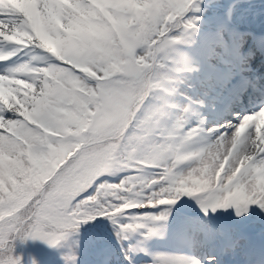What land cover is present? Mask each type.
<instances>
[{
    "label": "rangeland",
    "instance_id": "1",
    "mask_svg": "<svg viewBox=\"0 0 264 264\" xmlns=\"http://www.w3.org/2000/svg\"><path fill=\"white\" fill-rule=\"evenodd\" d=\"M65 1L62 13H60V5H57L54 9L47 7L44 11L36 9L34 12L31 4L32 0H13L12 4L9 1V3H5V8L0 10L3 13L15 10L23 14L22 18L18 22L13 23L11 27L7 20H0V57H17L19 59L16 58V60H22L16 65L0 68V90L3 93V96L1 94L3 99L0 102V249L4 247L5 238L15 239L17 242L20 241L25 230L23 225L32 216L30 215L28 219L24 217L27 205L40 201L41 218L50 221L51 224L55 223L61 218L58 209L63 202L75 200L70 202L68 207V209L74 210H80L103 202L104 196L98 189L91 191L93 197L90 199L85 198L84 194L88 192L87 188L90 178L94 172L95 174L97 173L103 164L105 165L100 174L108 172L109 168H113V165L122 164L114 159L120 134H116L117 130L114 129L111 134L98 130L96 138L99 141L103 140V135L106 137L111 136L106 143L107 146L103 149L105 157L101 155L87 157L85 151L77 149L80 157L73 158L68 163L60 162L59 160L56 164L57 168H55L56 174L53 171L55 177L52 178V183L46 187L45 185L41 187V191L37 187V193H34L35 201L30 199L33 195L30 183H21L20 169L24 171L27 169L28 155L30 154L26 143L29 142L37 154L46 153V149L41 147L36 139L32 138L30 124L24 120V115L34 119L36 117L35 113L42 110L44 98L55 99L56 97L64 96L61 92L68 90L69 87L65 88V85L62 84L63 87L57 90L55 86V81L67 83L64 78L65 69L60 67L56 60L70 59L83 63L84 59H77L82 51L75 48L74 40L78 41L83 35L93 31L97 33L101 30L103 33H108L106 26L116 24L115 16L118 13L115 12L117 11L115 3L119 7V4L125 0H97L98 2L93 3H89L92 0ZM128 1L130 2L132 13L139 21H143V18H146V14L151 19H157L153 14L154 11L147 8V4L150 3L149 0ZM239 3H246V1L203 0V3L200 4V12H190L188 14L189 16L197 15L202 19L201 25H198L199 31L196 32V39L207 40L206 35L200 29H207L208 27L206 26L211 27L209 22L214 19L211 18L212 14L210 12H215L221 8L220 11L225 10L228 13L229 20L234 22L237 12L232 11V9L236 5L241 11L242 8L239 7ZM123 7H128L130 17H132L129 3H124ZM94 18L99 19L100 23L95 22ZM30 21L33 22L34 27L28 30L27 23H30ZM142 27L145 28V25L142 24ZM124 28L121 27V39L123 41L129 39L125 44L128 48L138 47L137 55L139 58H137L136 63L129 60L131 63H125L119 70L110 69L106 72L109 76L113 72L116 75L119 74L118 77L114 76L115 79H105L90 84L101 87L103 99L100 105H103V108L91 118L94 125L100 124L101 127L103 124L107 125L110 123L116 128L118 121H120V124L122 123L123 119L120 115L123 116L124 111L121 105L128 103L131 96L138 94L142 88L140 84H135L133 81L139 76V72L135 70L144 71L143 67L148 70L149 67H153L155 64L153 63L156 58L153 55L155 51L144 45L135 46L132 33H129ZM241 36L242 33H239L233 41H228L229 37H227V47L221 52L218 58L219 62L216 59L212 61L211 58L202 61L198 51L196 55L190 56V48L187 42L181 45L176 44L175 46L170 42L167 45V48L171 51L170 55L175 61L168 59V57L167 60L175 69H186L187 71L191 68L195 69L194 71L200 75L198 79L196 77L194 79H196L195 82L199 88L203 89V91H199L201 92L199 97L207 99V104L201 108L191 109L190 112L173 110L174 113H172L170 118H168V115L161 118L163 121H169L167 119L178 120L177 126H174L179 129L175 132V140L171 147L167 149L168 153L163 154L161 157L152 155L146 160V164L143 162L136 174H130L129 172L125 174L119 173V176L115 179V184L119 187V199L121 201L124 200L122 199L123 194L129 195L131 193L136 195L135 197L138 199L135 204L155 202L161 198L183 200L187 197H195L193 203L190 199L184 201L185 210L188 213L193 211L194 214L200 216L196 221L194 220V223H190L189 231H191L185 235L180 229H173L172 225L174 223L170 224L169 221L171 220L170 210L173 207L175 208L174 205L159 206L156 209L147 211L152 215L166 212L168 214L167 220L153 223V226L159 229V233L154 235L158 240L148 244L149 249L144 250V255L141 251H133L134 255L132 256L129 254L131 249L127 245L122 246L121 244L117 246L115 253L104 255L97 253L93 247L97 242H93L92 238L86 235V231L80 227L77 234H73L60 245L65 247L67 256L72 257L68 260L71 262L69 264H153L156 256L198 260L201 264L207 262V257L217 259L221 256V258H227L231 262L234 258H237L240 264H264V212L257 207H253L247 215L238 218L233 209L224 210L222 211L223 213H220L221 209H217L214 213L219 215V218H225L223 216L227 214L229 219H238L244 223L258 222L263 228V232L255 233L254 227H244L245 232H242L243 236L238 240L224 242L218 240L210 244L207 242L209 240L207 237L209 232L207 222L203 218L205 213L201 208L200 200L197 202L196 199L197 196H200L198 194L199 191L202 190L203 193L211 192L216 201H227L229 206L264 202V157H256L254 161L253 145L256 139L255 132H250L247 150L237 162H233L234 152L231 153V150L235 149L238 144L237 134L239 132L237 128L228 132L229 136H227L230 138L225 143H223L222 135L215 133L218 127H223V124L220 123L219 116L221 112L219 110L221 103L226 101L227 97L226 94H223L224 86L220 82L224 81L225 76L233 73L232 67L229 66L231 62L229 64L222 63V61L226 62L227 60L222 54L225 52L227 56H231L232 54L241 53ZM6 38H9L8 41L5 40ZM185 38L187 39V37ZM36 40L41 41L49 50H54V43L57 42L60 44L61 51L55 52L53 58L44 56V54L37 52L33 48L32 44ZM188 40L191 43L194 42L192 39L188 38ZM152 41L150 38L147 39L149 43H152ZM167 48L163 52L164 56L168 55ZM177 49L180 53L179 55L176 53ZM105 50L113 57H117L118 52H110L109 48H105ZM22 51L24 52L21 53ZM89 56L91 57L92 55ZM83 57L85 56L83 55ZM133 65H136V68ZM94 69L98 71V68ZM97 74L100 76L101 72L99 71ZM123 74L128 75L124 84L121 82ZM82 76L83 74H79L77 80L82 81ZM86 83L88 82L86 81ZM81 87L82 85L79 82H73L67 94L74 99L79 98L80 95L88 94ZM106 92L109 97L107 100L105 99ZM203 92L208 97L205 98L206 95L202 96ZM180 95H183V93L179 94L180 99L183 100ZM176 104L179 108L184 107V103L179 100L176 101L175 106ZM146 105L148 104L146 103ZM49 109L54 112L57 110L56 108ZM152 110L157 115H163L165 112L156 107H152ZM116 115L120 117L116 118ZM111 116L114 117L112 121ZM49 131H53V129L50 128ZM52 136L57 137L54 134ZM232 140L233 142L230 143ZM108 144L115 145V147L110 149ZM57 146L64 147L63 143H59ZM153 152L159 153L160 148ZM53 154L55 157V153ZM140 159L144 158L134 157L135 161ZM62 164L63 166H61ZM158 164H160V167L157 166ZM239 168H242L243 171L238 176H235ZM58 177L61 178V184H57L54 187L55 183H59V181L56 182ZM13 178H16L15 182H18L20 186L22 185V188L13 189L12 184L7 181V179L13 180ZM2 182L3 185H1ZM46 188L51 190L47 192L45 191ZM110 189L112 188H109L108 191H111ZM188 192L194 195H185ZM77 196L82 197V199L77 201ZM142 200L143 202H141ZM110 201L114 204L117 203L116 200ZM122 203V205H125L127 202ZM209 213H213L210 208L208 209ZM36 216L33 220L41 222L40 216ZM180 220L181 222L189 221L185 217H181ZM176 222L179 223V227H186L182 223ZM16 225L20 226L19 229H17ZM194 227L195 230H192ZM200 227H205V230L201 231L200 229L202 228ZM40 230L43 231V228ZM44 234L48 235V233ZM137 234L143 235V233ZM180 238L185 239L186 244L182 243ZM189 240L194 241L200 249H203V259L186 255L185 251L182 250L185 246H189L187 245ZM137 241L142 242V238L137 239ZM137 241L134 239L133 243L138 244ZM256 245L263 246L257 248ZM19 246L20 244L16 246V255L18 256ZM47 248L48 246L40 241H31L29 252L32 257L34 253ZM208 254L210 255L208 256ZM0 257H3L2 251H0Z\"/></svg>",
    "mask_w": 264,
    "mask_h": 264
},
{
    "label": "snow or ice",
    "instance_id": "2",
    "mask_svg": "<svg viewBox=\"0 0 264 264\" xmlns=\"http://www.w3.org/2000/svg\"><path fill=\"white\" fill-rule=\"evenodd\" d=\"M203 0H178L177 3L168 7L167 11L172 17L171 26L168 27V32L172 34V43L181 45L186 43L185 37H192L199 31L198 25L201 17L197 15L189 16L190 12H200V4ZM23 14L18 11L7 13L0 12V20H7L9 26L18 22ZM173 33H176L173 35ZM176 53L179 55L178 49ZM195 69L189 68L188 71ZM158 104L162 111H166L169 107H173L164 96L158 98ZM185 195H194L191 192ZM82 197H77V201ZM201 208L205 215L208 214V209L214 213L217 209H233L235 215L239 218L248 214L253 207L259 208L264 212V202H253L245 204H236L229 206L227 201H216L211 192L200 194ZM176 198H161L155 202L136 203L131 208L125 209L120 204H114L109 201L107 204L100 202L93 206H88L80 210L67 209L61 214V218L52 224H42L39 220L28 219L23 225L25 229H35L28 236H21L19 242L15 239L5 238L4 247L0 249L3 252V257H0V264H25L22 256L16 255L17 244H25L28 241H40L50 248H57L73 234H77L82 224L89 223L97 217L107 218L117 228L119 236L127 240L130 235L143 233L145 238H150L159 233V229L153 226L154 222L167 220L168 214L161 212L159 215H152L147 210L156 209L159 206L174 205L177 203ZM126 213H133L126 215ZM121 218L127 220V223H122ZM152 222V223H150ZM19 229V225H16ZM43 228V231L40 229ZM44 233H48L45 235ZM11 245V247H9ZM29 264H37L35 258H31ZM153 264H201L198 260L173 259L163 256L154 257ZM209 264H212L211 258Z\"/></svg>",
    "mask_w": 264,
    "mask_h": 264
},
{
    "label": "trees",
    "instance_id": "3",
    "mask_svg": "<svg viewBox=\"0 0 264 264\" xmlns=\"http://www.w3.org/2000/svg\"><path fill=\"white\" fill-rule=\"evenodd\" d=\"M151 70H154L155 73H153V77H151V75L149 77L152 78V81H154V78L156 77L158 71L156 70V67L155 69L151 68ZM92 94H93V91L91 92V96ZM94 98H96L95 103L93 104L91 102L93 104L92 109H86L85 106H82L81 108L80 105L77 104L76 99H73L76 103L74 102L72 103L71 100L66 99V102L62 104L59 103L58 105L50 107V108H56L57 109L55 111L56 113L50 110L51 115L45 112H43L42 115H36V118H38L37 120L39 124L41 125V127L47 130L52 128L55 133L59 134V136L54 137L52 135L45 134L41 130H38V129H34L32 131V134H31L32 138L36 139L40 143V146L46 149V153H42L41 155H39L37 154L36 151L33 152V160L31 159V162L27 166V169L25 171L20 169L19 175H21V178H20L21 183L23 184V182H29L30 183L29 185L33 189V195L30 198L31 200L33 199V201H35L34 193L35 194L37 193L38 188H40V191H41V187H43L44 185L46 187L50 185V183H52L51 180L53 177H55V174H56L55 168H57L56 164L59 160L60 162H63L64 158L68 157L66 161V163H68L73 158L76 159V157H80L79 151H77V147L79 145L84 146L81 148V150H84V148L87 147L86 149L89 152V156L92 155L93 157H95L96 155H101L105 157L103 155V149L107 145L106 144L98 145L97 144L98 142L94 143L95 141H99L96 138L98 130H101L103 132L106 131L109 134L112 133L113 129L121 130L124 122L127 119L128 112L124 114L123 116H121V118L123 119L122 123L120 124V121H118V123L116 124V128H114L113 125L110 123L107 125L103 124L102 127L100 126V124L94 125V122L91 121V118L94 116L93 113L95 111L96 106H100L99 104H96L97 101H100L99 97L94 96ZM92 99H89V100H92ZM78 101H80V99ZM91 110H94V111H91ZM98 112L99 110L96 112V114ZM68 134L71 135V137H68ZM105 138L106 136L103 135L102 139L104 140ZM59 143H63L64 147L62 148L58 147L57 145ZM125 145L128 148L125 150L126 152L121 150V149H124ZM125 145L119 148L117 147L116 157H114V159L122 160L121 156H124L123 160L128 161L129 158L135 153L142 152V150L137 152V149H135V144L132 142H127ZM108 146L110 149L115 147V145H110V144H108ZM52 152L55 153L56 158L53 156L54 154ZM50 156L54 158L52 159ZM61 166H63V164ZM53 171L55 174L53 173ZM99 174L100 173L96 175L98 183L103 179V176L98 177ZM10 181L15 190H17L18 188H22V185L20 186L18 182H15L16 178H13V180H10ZM57 181H59V183H55L54 187L57 184L59 185L61 184V178L58 177L56 182ZM50 190L51 189H48V188L45 189V191L47 192ZM104 195L107 199L117 200L116 204H120V206L124 207L126 210L131 208V204H132L131 201L133 200V195L131 194L126 197L125 201H120L119 199L120 192L118 188H114L112 191L105 192ZM187 199L195 200V197L192 196V197H188L183 200L182 199L177 200V203L175 204V208L173 207L171 211H173V213L177 215L179 213L180 208L183 206L184 201ZM40 200L42 201V199ZM118 201L127 202L126 204L128 205L126 204L122 205L123 203H119ZM68 202L69 200L61 204V206L58 209L60 211V214H62L65 210H67ZM37 208L40 209V201L34 204L27 205L26 211L24 213V217H29L30 215H32L30 219H34L35 215L38 214L37 216H40L41 222L46 223V224L48 223L51 224L50 221H46L42 219L41 218L42 215L40 213L35 212ZM40 212H41V209H40ZM127 214L128 213H126V215ZM53 216H56V215H53ZM121 222L127 223L128 221L121 218ZM89 224L86 223L84 224V226H95L94 229H96L97 233L103 234V238L105 242H108V239L112 238L115 232L118 234L117 228L107 218L97 217L96 219L90 221ZM87 228H93V227H87ZM31 231H33V229L31 228L26 229L24 232V236H28ZM106 231L108 232L107 234H105ZM101 242H102L101 246L102 248H104L102 250L104 251L107 250L110 252L113 251V249L108 243H105L104 241H101ZM20 246L26 247L27 244L26 243L20 244ZM62 249L63 247H61L59 250H62ZM57 250L58 248L48 247L44 251L42 250L41 252L34 254L32 257L30 256V258H35V260L37 261V264H66L67 260H65L64 252L56 253ZM19 253H20V249H19ZM19 256L23 257L25 264H29L30 260H27L25 255H19Z\"/></svg>",
    "mask_w": 264,
    "mask_h": 264
},
{
    "label": "bare ground",
    "instance_id": "4",
    "mask_svg": "<svg viewBox=\"0 0 264 264\" xmlns=\"http://www.w3.org/2000/svg\"><path fill=\"white\" fill-rule=\"evenodd\" d=\"M9 3V2H8ZM12 4V3H11ZM256 37L257 38H259L260 39V41H259V45H258V47H257V50L259 51V53L257 54V58H255L256 59V62H255V64H262L263 66H264V37H261V35L260 34H257L256 35ZM246 45H248L249 46V43L248 42H246L245 43ZM261 53H263V54H261ZM246 57H250V58H253V57H251V54H249V53H246ZM228 60V59H227ZM246 124L248 125V126H250L251 125V121H247L246 122ZM229 136V135H228ZM228 136H225V138H223V140H224V142L223 143H225V141H227L230 137H228ZM221 137V136H220ZM221 142V141H220ZM233 142V140L232 141H230V143H232ZM238 142V141H237ZM229 143V144H230ZM248 142H247V140H244L242 143H238L237 145H236V147H235V149H233V150H231V153H233L234 152V160H233V162H237L238 161V159H240L241 157H243V153L244 152H246V150H247V146H248V144H247ZM232 156V155H231ZM231 158V157H230ZM185 244H186V241L184 242ZM187 245H189V246H185L182 250H184L185 251V253H186V255H189V256H191V257H199V255L201 254V249H199L200 247L198 246V244H196L194 241H192V240H189V241H187ZM186 257V256H185ZM188 257V256H187ZM190 258V257H189ZM186 259V258H185ZM190 259H193V258H190ZM188 260V259H187Z\"/></svg>",
    "mask_w": 264,
    "mask_h": 264
}]
</instances>
